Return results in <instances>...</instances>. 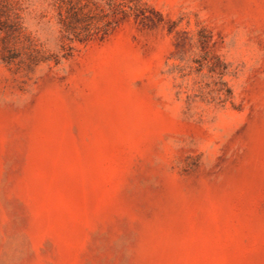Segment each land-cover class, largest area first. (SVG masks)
I'll use <instances>...</instances> for the list:
<instances>
[{
	"label": "rangeland",
	"instance_id": "374dc122",
	"mask_svg": "<svg viewBox=\"0 0 264 264\" xmlns=\"http://www.w3.org/2000/svg\"><path fill=\"white\" fill-rule=\"evenodd\" d=\"M0 264H264V0H0Z\"/></svg>",
	"mask_w": 264,
	"mask_h": 264
}]
</instances>
